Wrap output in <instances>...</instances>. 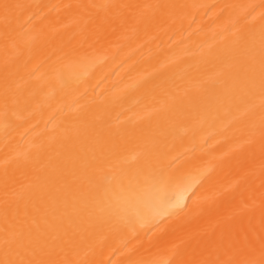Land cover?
<instances>
[{"label":"bare ground","instance_id":"1","mask_svg":"<svg viewBox=\"0 0 264 264\" xmlns=\"http://www.w3.org/2000/svg\"><path fill=\"white\" fill-rule=\"evenodd\" d=\"M0 264H264V0H0Z\"/></svg>","mask_w":264,"mask_h":264}]
</instances>
